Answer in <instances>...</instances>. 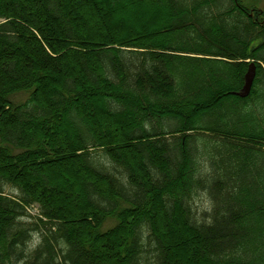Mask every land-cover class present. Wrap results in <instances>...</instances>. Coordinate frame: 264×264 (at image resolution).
<instances>
[{"label":"trees","instance_id":"16d2710c","mask_svg":"<svg viewBox=\"0 0 264 264\" xmlns=\"http://www.w3.org/2000/svg\"><path fill=\"white\" fill-rule=\"evenodd\" d=\"M258 61L243 0H0V264H264Z\"/></svg>","mask_w":264,"mask_h":264},{"label":"rangeland","instance_id":"374dc122","mask_svg":"<svg viewBox=\"0 0 264 264\" xmlns=\"http://www.w3.org/2000/svg\"><path fill=\"white\" fill-rule=\"evenodd\" d=\"M243 2L245 4H247V5H253L254 4V5L258 6V7L264 6V0H243ZM85 12L88 15V18L90 19V20L88 19L90 21L89 23L91 25L95 26L96 22H97L96 21L95 12L93 10H91V9H86ZM137 19H138V16H136V12L133 11V10H131V11L127 10L125 12H122L116 18L117 23H119L120 25L121 24L122 25L123 24L124 25H128L129 24V25H131V26H133L135 28L139 26V24L136 23ZM134 20H136V21H134ZM140 22H142V21H140ZM26 97H27V93L26 92H19V93H17L16 99L17 100H24ZM251 107L252 106H250V108ZM149 177H151V176H147L146 178H149ZM193 203L196 205V207L199 210H203L205 208H209V206H210L209 198L205 194H203L201 192L197 193L193 197ZM32 214H33V216L31 218H29L28 221L29 222H37L36 216H34V214H36V210L35 209L32 210ZM113 224H115V221L113 219H108L107 222L105 223L104 227L106 228V227L112 226ZM34 233H35L34 235L36 236L37 235L36 231H34Z\"/></svg>","mask_w":264,"mask_h":264},{"label":"water","instance_id":"95a60500","mask_svg":"<svg viewBox=\"0 0 264 264\" xmlns=\"http://www.w3.org/2000/svg\"><path fill=\"white\" fill-rule=\"evenodd\" d=\"M254 75H255V67L253 64H251L249 70L247 71V73L245 75L244 86H243L242 90L237 93V95H239L241 97L248 95L250 88H251V85H252V82H253Z\"/></svg>","mask_w":264,"mask_h":264}]
</instances>
